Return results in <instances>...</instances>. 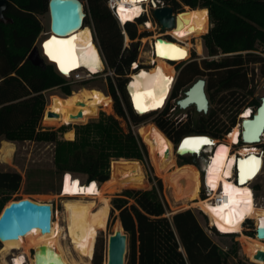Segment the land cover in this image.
I'll list each match as a JSON object with an SVG mask.
<instances>
[{"label":"trees","instance_id":"obj_1","mask_svg":"<svg viewBox=\"0 0 264 264\" xmlns=\"http://www.w3.org/2000/svg\"><path fill=\"white\" fill-rule=\"evenodd\" d=\"M6 1L8 7L4 14L10 22L0 23V138L7 142L53 143L55 173H66L60 186L62 196H94L100 187L109 183L110 163L120 160L143 162L148 159L144 138L141 137V140L135 135L128 122L129 118L135 126L147 116L136 115L125 95V77L137 60L141 40L150 36L149 32L138 30L147 18L142 16L135 22L125 24L129 45L123 49L122 29L107 7L106 0H81L86 16L83 27L92 29L105 64L115 75V85L108 79L114 114L78 128L75 141H62V129L56 132L40 131L38 125L45 106L43 92L62 87L65 95L70 96V87L63 86V77L57 74L58 71L55 72L54 67H35L28 60L42 32L38 16L46 12L49 0ZM153 1L173 11L181 12L187 8L179 16L184 22L187 12L196 9L208 11L212 28L203 37L204 47L210 56L223 57L218 61L186 65L178 76L172 99H176L179 92L195 79L206 77V93L209 102L215 104L216 108L208 110L206 116L200 114L196 119L189 112L184 120L191 128L187 132L212 137H216V133L227 134L235 125L236 114H233V109L241 105L239 95L245 96L244 92L256 76L264 79V0ZM207 22L208 18L201 25L204 34L207 32ZM192 30L200 32L198 26ZM175 109L173 102L168 103L153 121L156 131L160 132H155L159 141L164 138L178 141L181 130L170 128L173 126L170 117ZM220 114L225 116L224 121L219 118ZM46 122L43 118V124ZM66 138L70 137L66 135ZM9 155L8 151L5 157ZM151 161L158 174L152 157ZM183 162L187 168L193 169L192 158H184ZM69 173L86 175V183L97 182L102 186L96 183L85 186L79 178ZM154 180L157 190L154 187L151 190L127 189L111 201L112 212L118 213L117 218L127 236V264H227L218 246L209 238L191 210L166 216L165 206L160 200L162 185L160 180ZM21 181L20 174L16 172H0V214L11 195L19 190ZM147 186L148 182L144 180L132 182L124 188L140 189ZM170 191L175 203H184L175 192ZM106 212L107 208L95 220L82 218L81 229L71 227L72 233L78 234H74L76 239L84 240V230L91 239V230L99 231L105 224ZM248 240L251 245L256 244L254 239ZM92 258V264H102L101 255L95 253ZM247 258L253 262L248 251Z\"/></svg>","mask_w":264,"mask_h":264},{"label":"rangeland","instance_id":"obj_2","mask_svg":"<svg viewBox=\"0 0 264 264\" xmlns=\"http://www.w3.org/2000/svg\"><path fill=\"white\" fill-rule=\"evenodd\" d=\"M149 4L150 3H148L147 5ZM147 5H145L143 9L145 10V12L147 10V15H149V10ZM201 10L208 13L206 9H201ZM189 13L190 12H187L186 14V21H185L186 25L194 26V27L196 25H200L198 26L200 28V32L198 30L191 29L190 31H188L189 29H186L187 32H189L190 34L195 33V36L204 34L201 30L202 23L199 24L190 23ZM207 18H208L207 32L204 35H201L202 37L207 36V34L210 32L212 28L209 15L207 16ZM38 20L42 27V32L40 33L36 43L34 44L37 46V48L39 43L46 39L47 36L46 34L49 32L50 22H49L48 9L43 15L38 16ZM145 23L151 24V21L146 20ZM151 27H153L151 28L152 30H155L153 24H151ZM86 28L91 29L90 27H86ZM151 29L149 30L145 29V31L150 33V36L147 38H143L140 42L141 57H143L142 52L146 51L145 50L146 44L152 36ZM138 30L140 32L143 31L139 27ZM183 38H185V36H181L180 39ZM196 40L198 42L201 41L200 39H196ZM201 42L203 43V41ZM197 52L200 53L201 50L198 51L197 48ZM258 52H260L259 49ZM37 53L39 56H41L40 55L41 52L39 48L37 50ZM222 57L223 55L219 56L217 58V61ZM42 60L43 62H45V66H46V60L44 58H42ZM135 63L136 62H134L132 65H134ZM145 69H149V68L145 67ZM150 70H153V68H151ZM107 74H108L107 71L97 74L94 76L95 77L94 80L83 85L76 84L71 79H65L64 77L62 78L58 74L64 80L63 86L70 87L71 97H74L73 95L74 93L77 94L83 89L98 90L101 91L106 97H108L111 100L110 107L98 103L95 107L90 108V110L86 111L83 114L84 119L82 122L72 123V121L70 120V112L73 107L62 106V104H59L58 106L55 107L49 106L51 96L53 95H57L59 97H69V96L65 95V93L61 89L62 87L51 88L43 92V97L45 101L43 118L44 120L47 121L46 122L47 124H43V119H42L40 124L38 125V129L40 131H54V132L59 131V129H62V131L60 132V140L75 141L76 131L78 128L92 122H99L100 119L103 117L112 116L114 114V102L109 94L108 79H110V81L114 83V77L111 78ZM200 81L202 80L195 79L190 85L183 88L179 92L177 96V98H179L178 100H176L177 98L171 100V102H173L174 105L176 106V109L172 113V116L170 117L171 119H173V126L172 127L170 126V128L176 131L181 130L180 132L182 133L181 135H179L178 141L172 142L171 140L165 138L164 140L159 141L157 136H155V132L157 131L155 129V126L153 125V121H155L158 118L159 113H161L159 111L145 115L147 117L140 124L135 126L130 122L128 118V122L133 133L140 138L141 137L144 138L146 145L143 141L142 142L146 147L148 159L144 160L143 162L137 160L134 161L120 160V161L112 162L110 164L111 175L109 171V175H110L109 183L105 187H100L96 195L94 196H87V197L62 196V194L60 193V185L63 174L55 173V167L53 164V149H54L53 143L31 142V141L7 142L3 138H0V172H16L20 174L22 178L19 190L15 194L11 195L9 202L6 203L5 206L7 204H11L12 202H16L24 199H28L38 204L51 205L53 210L51 223H56L58 227L57 231H60L57 233H59L58 240L63 251L64 262L66 264H92V256L96 253L97 255H101L102 264H104L106 258V252H107L106 237H109L110 235L113 234L114 226L116 225L115 223L116 221H119L117 218L118 213L112 212V208H111L112 199L117 195H120L124 190L127 189L151 190L154 187L157 190L156 182L154 180L157 179L160 180L162 185V199L160 196V200L165 206L166 216L171 217L173 214L177 212L191 210L195 214L198 222L200 223L206 234L218 246L222 257L226 260L227 264H255L256 262L253 260L252 254L254 251H258V252L264 251V241L263 240L261 241L260 239L255 237L256 222L254 220L251 219L246 220L239 234H220L216 231L215 228L211 227V220L209 222L207 216L203 212H200L201 210L199 208L194 206V204L198 203L199 201L208 202L209 204L214 203V200H211V198H209V194L207 195L206 199L199 198V194H200L199 192L201 191L202 185H204V187L207 188L205 174L207 172L208 167L212 165L211 163L212 159H210V153L208 152L207 155H204L199 159L190 157L193 159L191 163L193 169H189L186 167L185 163L183 162L184 158L175 157V154L173 152V143L174 145L177 146L179 140L182 137L196 135L195 133L187 132L191 128L189 127L188 123L185 124L184 122V120H186V115L189 112H192V116L194 117V119H196L197 117H200V114L202 116H206V114H208L207 113L208 110H213L216 108V105L212 104L211 108L207 107L206 110L198 111L197 107L200 109L204 108L203 102L201 100H198L195 95V89L197 87L201 86V88L204 89V84H202L203 82ZM255 82L256 84L253 87V95L250 96V98L249 97L247 98L246 96L241 97V94L239 95L241 105L236 109H233L234 112L233 114H236L235 125L233 128L238 126L240 130V125L242 121L240 116H242V114H244V112L247 111L246 108L247 104L251 102H255L254 101L255 97L259 98L260 100L261 96L263 95L262 86L264 85V79L256 77ZM256 106H257L256 104L253 106V111L256 108ZM242 108H246L245 109L246 111L245 110L244 112L241 111ZM48 111L58 114L59 117L56 119L47 118L45 113ZM219 118H221L222 121L225 120V116L221 114L219 115ZM122 126H124L123 123ZM208 131L212 132L213 134L216 133L214 132V130H208ZM141 132H143L146 136L144 137ZM157 133L160 134V132ZM229 134L226 135L223 132L216 133L215 134L216 137L214 138L215 140H219L223 144L226 142L227 140L226 137ZM66 135H68L70 138H66ZM262 143L257 146L258 151L264 149V145H262ZM237 145L238 146L234 145L235 147H232L233 149V151L231 150L232 155H234V153L236 152L239 153V149L243 147V145L240 143H238ZM7 151L10 152V155L5 157ZM184 156L186 157L187 155ZM151 157L154 162V165L157 166L158 168V174L155 172V169L152 165ZM130 163L131 164L137 163L139 165V168L142 170V174L134 175L130 173L131 175H128L129 173L127 172V165ZM203 170H204V177L202 181L201 172ZM69 174L73 177L79 178L83 182V185L85 186L91 185L92 183H96L97 185L102 186V184H98L97 182L86 184V175L74 174V173H69ZM234 174H236L235 170L233 171V178H232L233 181H234ZM144 180L148 182L147 187L140 189L124 188L132 182L140 183L141 181ZM162 180L164 181L166 186L164 185ZM246 186L249 187V189L253 194L255 206L264 207V166L262 167L261 165V169L259 170L258 174L254 177V179L249 181ZM170 190L175 192L176 195L179 198H181L182 201H184V203L181 202L175 203L171 196ZM73 203L77 205L78 204L94 205L95 209L102 206V211L100 215H103L104 209L107 208V212H106L107 219L105 221V224L103 225L102 229L99 231H97L96 229L91 230V234H92L91 239L89 238L85 230L83 233L85 234L84 240L81 241L77 240L76 237L74 236V234L78 235L76 232L74 234L72 233L70 229L71 227H76L81 229L80 226L81 220L78 222L77 226L67 227L68 217L66 214L65 206ZM100 231L102 232L99 236L102 235V239H96ZM52 233H55V231H53ZM248 238L252 240L254 239V242L256 244L251 245ZM240 239L242 240V242H244L245 245L241 242ZM96 240L98 241L96 242ZM247 251L250 253L251 260L255 263L251 262L250 259L247 258L246 256ZM21 253H23L22 249L4 250V245L0 243V264H12V259L14 258V256H17V254L20 255ZM32 254H33V250H29L30 257L32 256ZM29 256L28 257L25 256L23 264H30ZM128 259H129V247L127 240L125 254H124V264L128 263Z\"/></svg>","mask_w":264,"mask_h":264},{"label":"bare ground","instance_id":"obj_3","mask_svg":"<svg viewBox=\"0 0 264 264\" xmlns=\"http://www.w3.org/2000/svg\"><path fill=\"white\" fill-rule=\"evenodd\" d=\"M147 1L148 0H121L119 2V7L117 10V16L121 21V23L124 24L127 21L134 22L136 18L141 17L142 13L145 12L142 6L145 3H148ZM181 14L182 13H180V15ZM180 15H178L177 17L179 21L178 30L174 29L172 31H167L165 36L180 39L181 36L190 35L189 32H186V29H189L188 31H190L194 26H187L186 23L182 21L181 18L179 17ZM206 18H207V12H204L201 9H196L189 13V21L191 24L203 23L206 21ZM49 22H50V16H49ZM196 26H200V25H196ZM146 27L148 29H151V24L147 23ZM74 34L75 35L72 38L67 39V40H72L73 38H75L73 40L74 50L72 52V56L74 57L76 62L74 65L66 63L65 66L66 70H62L57 60H54L49 56L48 50L45 47V44L48 42L47 40L49 37L41 42V44H43V48L41 49V52H44L46 54L45 55L46 61L48 62L50 60L54 64L55 66L54 68L56 69V71H58V73L60 72L61 73L60 75L64 78H70L73 72L79 71L81 69H85L86 72L92 75H97L101 73L103 71V65L98 50L93 42V37L90 29L86 27H82L79 30L75 31ZM159 43L166 44V42L163 41H160ZM175 47L178 48L177 46ZM197 48L198 51L201 50L200 46H197ZM181 50L185 53L183 48ZM163 51L164 49L158 48L159 55H163L161 54ZM182 58H177V59L179 60ZM136 66L137 65L134 64L133 68H136ZM170 76H171V68H169V66H167L164 62L160 60H156V64L153 66V70L150 71L141 70L140 72H137L132 75L131 81L128 84V92L130 96L129 100L131 101L132 107L134 108L133 109L134 112L138 116H145L157 112L163 108L165 100L171 88ZM165 77L169 78L170 82H166ZM149 91H151L154 94V98L156 100H159L160 97L163 96V101L159 107H153V103H154L153 97L143 96L141 98L142 106L146 110L142 111L140 108L137 107L136 96L137 94L146 93ZM201 92H202L201 86L195 89V95ZM203 92L205 93V88L203 89ZM73 95L74 97L71 96L59 97L57 95H53L50 97V103H49V106H53V107L58 106L59 104H62V106L73 107L70 112V120L72 121V123L81 122L83 120V114L86 111L90 110V108L95 107L98 103L104 104L107 107H110L111 104V100L108 97H106L101 91L94 89H83L77 94L74 93ZM198 96L200 95L198 94ZM205 100L206 102L208 101L206 95H205ZM207 104L209 105L208 102ZM249 115L250 112L247 111L244 113L243 116L247 117ZM241 132H242V126L240 125V130L239 127L236 126L230 132L225 143L222 144L221 142H219V144H217V141L211 140L212 141L211 145L201 144L198 146L197 151H192L191 145L185 147L184 144L181 143L182 140L186 138L201 139V138H206L208 136L205 135L185 136L179 140L175 148V151L177 150L178 156H182V157H185L184 155L188 156L189 154L194 155L195 152L200 154L203 148H207L206 151H211L210 159H212L211 160L212 165L208 167L207 172L205 174V178L207 185L206 189L209 194V198H211V200H214V203L209 204L208 202H200L194 204L195 207L199 208L207 216L209 222L211 220V227L213 228L215 227L217 229L216 231L220 234H239L242 230V226L245 223V221L251 219L256 222V229L259 228L261 230L260 233L261 236H264V227L261 226V222L264 221V207L255 206L253 194L249 189V187L246 186L248 182L254 179V177L258 174L259 170L261 169L262 161L256 159L258 161V171L255 173L254 176H252V178L245 179L244 183L241 184L240 186H237L232 179L233 171L235 170V161L237 158L239 160L238 171L240 175V162L247 161L244 159H246L250 155L251 157L256 156L255 155L256 151L253 148H251V146H248L251 144L243 145V147L239 149L238 154L242 155L243 156L242 158L241 156L236 158L235 155H232L231 153L232 147L239 143V137H241ZM155 136H157L156 133ZM261 136L264 137V131L260 134V138ZM127 172L129 173L128 175L142 174V170L139 168V165L137 163L128 164ZM110 175H111V167H110ZM8 205L10 204H7L5 207H7ZM65 210L68 217L67 227H69V226H77L78 222L82 218L95 220L100 215L102 211V206L95 209L94 205H84V204L77 205L73 203L66 205ZM115 224L116 225L114 226L113 234L116 231L121 230L120 222L116 221ZM57 228L58 227L56 223H51L49 233L42 234L39 229H33L25 236H21L16 240H7L2 242V244L4 245V250H10V249L23 250V253L14 256V258L12 259V264H23L25 256L27 257L29 256V250L38 251V249L40 248H44V250H46L48 255L57 257L59 260V264H66L63 260V251L58 240L59 233L57 232L60 231H57ZM53 231H55V233H52ZM255 237H256V233H255ZM257 252L258 251L253 252L252 254L253 260L257 264H264V261H257L254 259V256L257 254ZM40 262L41 260L39 259L37 253L32 254V256L30 257V264H40ZM104 264H107V252H106V258Z\"/></svg>","mask_w":264,"mask_h":264},{"label":"water","instance_id":"obj_4","mask_svg":"<svg viewBox=\"0 0 264 264\" xmlns=\"http://www.w3.org/2000/svg\"><path fill=\"white\" fill-rule=\"evenodd\" d=\"M7 7L8 2L6 0H0V23L2 24L10 22L4 14ZM48 12L50 16V26L49 32L46 34L49 36L47 41L52 37L59 40L72 38L75 35L74 32L83 27L86 17L84 4L81 0H49ZM152 16L159 24L161 31L171 30L178 23V18L173 16V10L169 7H160L153 10ZM139 28H141V30L146 29L144 25H140ZM38 48L41 52L43 44L39 43ZM38 48L36 45L33 47L28 56V60L33 66L42 68L45 66V62H43L42 58L45 59L46 54L41 52V56H39L37 53ZM46 65L55 67L50 60L48 62L46 61ZM125 94L127 103L132 109L131 101H129L128 89L125 91ZM198 94L200 96H198ZM196 97L204 104L203 109L197 107L198 111L206 110L207 102L203 94V89L201 93H197ZM260 103L261 104L257 108L252 119H245L241 124V140L244 144H257L260 141V134L264 131V96ZM45 115L47 118L51 119L58 118L57 114L50 111L46 112ZM238 162L239 160L237 158L235 161L236 174H234V181L237 186H240L244 182H240ZM64 177L65 174H63L61 178V187ZM52 215L53 210L49 204H38L28 199L12 202L7 207H4L0 214V243L7 240H16L21 236H25L33 229H39L42 234L49 233ZM255 233L257 238L264 240V236H261V230L259 228L255 230ZM126 241L127 236L122 228L121 230L116 231L113 235L106 237L107 264H124ZM34 253H37L41 260L40 264H56V261L58 260L57 257L48 255L44 248H40L38 251L33 250V254ZM254 259L257 261H264V252H257Z\"/></svg>","mask_w":264,"mask_h":264},{"label":"built area","instance_id":"obj_5","mask_svg":"<svg viewBox=\"0 0 264 264\" xmlns=\"http://www.w3.org/2000/svg\"><path fill=\"white\" fill-rule=\"evenodd\" d=\"M120 1L121 0H106L107 7L109 8L112 16L117 21V23L119 24L120 28L122 29V33H123V49H124L125 47H128V45H129L128 44L129 40H128V37H127V35L125 33V30H124L125 24L128 23L129 21H127L126 23L123 24V23H121V21L119 20V18L117 16V10H118ZM147 4L148 3H145L142 7H144ZM147 6H148V10H149V15L150 16L147 15V10H146V12L142 13L141 17L142 16H146L147 20L151 21V24H153L155 30H152V32H151L152 36L148 40V42L146 44V49H145L146 51L142 52L143 57L140 56V47H139L138 56H137V60H136V63H135L137 66H136V68H133V65H131L132 67H130V71H129L128 75H126V77H125L127 79V83L125 85V91L128 89V84L130 83L133 74H135L137 72H140L141 70H145V71L150 70L156 64V60H160V61L164 62L167 66H169V68H171V76H170L171 88H170V92H169V94H168V96H167V98L165 100L163 108L159 110V112H162L166 108L167 104L171 102L172 96H173V93H174V90H175L176 82H177V79H178V76H179L180 72L182 71V69L186 65L191 64V63L200 64L202 61H206V62L217 61V58L219 56H221V55H219V56L218 55L210 56L207 53V51H206V49L204 47V43L201 42V41H203V37L201 36L203 34H200V35L195 37V33H193V34L185 36V38H183V39H177V38H174V37L165 36L167 31H172L174 29L178 30L179 21H178L177 25L173 29L167 30V31H161V28H160L159 24L156 22V20L152 16V11L157 9V8L164 7V6L162 4H160L159 2H154L153 0H150V4L147 5ZM185 9H187V8H184V10ZM184 10L181 11V12L173 11V16L174 17H178V15H180V13L184 12ZM141 17H139V18H141ZM139 18H136L135 21L138 20ZM143 25L146 27V23H144ZM151 28H153V27H151ZM90 30L92 32L93 42H94V44H95V46H96V48L98 50V53L100 55L101 62H102V65H103V71L101 73H103L104 71H107L108 72L107 75L109 77H111V78L115 77L114 73L106 66L105 60H104V58H103V56H102V54H101V52L99 50V47H98L97 42H96V39L94 37V33H93L92 29H90ZM146 30H149V29L146 27ZM196 39H200L201 41L198 42ZM160 41L166 42L167 45H175L179 49L183 48L185 53H186V55L182 59H179V60L177 58L176 59L170 58L168 55H159L158 54V48L156 47V45ZM198 45L201 48V52L200 53L197 52V46ZM145 67H148L149 69H145ZM94 76L95 75H92V74H89L88 72H86L85 69H81L79 71L73 72V74H72V76L70 78H65V79H71L76 84H87L88 82L94 80V78H95ZM199 79L202 80L200 82H203V84H205V86H204L205 93L203 92V94H204V96L206 95V97L208 99V96H207V93H206V82H207V79H206V77L199 78ZM112 84L115 85V82L112 83ZM116 93H117V96L120 98V101H121V103L123 105V102L121 100L119 92L116 91ZM178 99L179 98H177L176 100H178ZM207 102H209V99H208ZM207 107L211 108L212 104H210V103H209V105L207 104ZM133 109L134 108L132 107V111L134 112ZM124 111H125V114L127 116L125 108H124ZM196 135H202V134H196ZM216 141H217V144H219L220 141L219 140H216ZM262 142L264 143V137L263 136H261L260 141L257 144H251V145H248V146H253L251 148H253L256 151L255 155L260 157V160L262 161V167H263L264 166V162H263L264 149H261L259 151L257 150V146L259 144H261ZM239 143L242 144V145H247V144H244L242 142L241 137H239ZM263 143H262V145H264ZM235 146H238V145H235ZM235 146H233V147H235ZM175 147H176V145H174V143H173V152L175 154V157H177V158L192 157V158L199 159L202 156L207 155L208 152L211 154V151H206L207 148H203V150H201L200 154H197L196 156H194L193 154H189L190 156L188 155L186 157H182V156H178L177 150L176 151L174 150ZM232 151H233V149H232ZM250 157H251V155L248 156L244 160H248ZM203 172H204V170L201 172V177H202ZM199 193H200L199 194V198L200 199H206L207 198L208 192L206 190L204 192V195H201V192H199ZM201 196H203V197H201ZM200 212H202V211H200Z\"/></svg>","mask_w":264,"mask_h":264},{"label":"snow or ice","instance_id":"obj_6","mask_svg":"<svg viewBox=\"0 0 264 264\" xmlns=\"http://www.w3.org/2000/svg\"><path fill=\"white\" fill-rule=\"evenodd\" d=\"M123 10V9H122ZM73 38L72 40H56L55 37L50 39L46 44L45 47L48 50L49 56L57 60L60 64L62 70H66L65 66L67 64H75V59L72 56V52L74 50L73 45ZM158 48L164 49L161 53L163 55H168L170 58H182L186 53H184L181 49L176 48L173 45H167L163 43H158ZM166 82H170L169 78L165 77ZM143 96H152L154 99L153 107H159L163 101V96L160 97L159 100L154 98V94L149 91L146 93H140L136 96V103L137 107L140 108L142 111L146 110L142 106L141 98ZM212 142L207 139H187L183 142L184 146L187 147L189 145L192 146V151H197L198 146L201 144H211ZM258 171V161L255 157H250L247 161L240 162V182L243 183L245 179H250L255 173ZM250 195V194H249ZM261 226L264 227V221L261 222ZM56 264H59V261H56Z\"/></svg>","mask_w":264,"mask_h":264},{"label":"flooded vegetation","instance_id":"obj_7","mask_svg":"<svg viewBox=\"0 0 264 264\" xmlns=\"http://www.w3.org/2000/svg\"><path fill=\"white\" fill-rule=\"evenodd\" d=\"M49 36H46V39L48 38ZM41 43V42H40ZM257 77V76H256ZM256 77L254 78V81H252V82H250L249 83V85H248V88L246 89V91L244 92V94H245V96L248 98H250V96H252L253 95V87L255 86V84H256ZM263 87V86H262ZM263 94H264V89H263ZM262 97H263V95L261 96V98H260V100H259V98H256L255 97V102H251V103H249V104H247V106H246V108H247V111H249L250 112V115L249 116H247V117H244L243 115L244 114H242V116H240L241 117V120L243 121L244 119H246V118H248V119H251L252 117H253V115L256 113V110H257V108L260 106V101H261V99H262ZM207 98V97H206ZM257 102H259V103H257ZM208 103H210V102H208ZM211 104V103H210ZM257 105L256 106V108L254 109V111H253V106L254 105ZM246 108H242V110L241 111H243L244 112V110L246 109ZM249 109V110H248ZM251 110V111H250ZM246 111V110H245ZM246 111V112H247ZM253 111V112H252ZM245 113V112H244ZM241 121V122H242ZM227 134H229V132L227 133ZM226 134V135H227ZM202 135H206V134H202ZM206 136H208V135H206ZM229 136V135H228ZM228 136L226 137V139L228 138ZM209 137H211L212 139H214L215 140V138L214 137H212V136H209ZM216 141V140H215ZM234 155L236 156V158L239 156H241V158L243 157L242 155H240V154H238V152H236V153H234ZM192 161H193V159H192ZM203 177H204V172H203V174H202V181H203ZM205 190H206V188L204 187V185H202V188H201V195L203 194L204 195V192H205ZM203 197V196H202ZM101 234V232H99L98 233V235H97V237H96V239H102V235L101 236H99ZM104 236V235H103ZM98 240H96V242H97ZM105 244V243H104ZM93 257H94V255H93ZM93 259V258H92Z\"/></svg>","mask_w":264,"mask_h":264},{"label":"crops","instance_id":"obj_8","mask_svg":"<svg viewBox=\"0 0 264 264\" xmlns=\"http://www.w3.org/2000/svg\"><path fill=\"white\" fill-rule=\"evenodd\" d=\"M8 152V151H7ZM10 153V152H9Z\"/></svg>","mask_w":264,"mask_h":264},{"label":"clouds","instance_id":"obj_9","mask_svg":"<svg viewBox=\"0 0 264 264\" xmlns=\"http://www.w3.org/2000/svg\"><path fill=\"white\" fill-rule=\"evenodd\" d=\"M59 74V73H58Z\"/></svg>","mask_w":264,"mask_h":264}]
</instances>
